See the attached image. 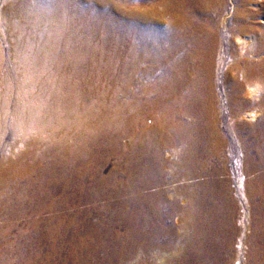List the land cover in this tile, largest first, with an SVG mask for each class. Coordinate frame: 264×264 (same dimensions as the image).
<instances>
[{"label":"bare ground","instance_id":"obj_1","mask_svg":"<svg viewBox=\"0 0 264 264\" xmlns=\"http://www.w3.org/2000/svg\"><path fill=\"white\" fill-rule=\"evenodd\" d=\"M244 252L264 264V0H0V264Z\"/></svg>","mask_w":264,"mask_h":264},{"label":"rangeland","instance_id":"obj_2","mask_svg":"<svg viewBox=\"0 0 264 264\" xmlns=\"http://www.w3.org/2000/svg\"><path fill=\"white\" fill-rule=\"evenodd\" d=\"M201 18H202V20H201ZM205 19V17H200V20L201 21H203ZM165 20H166V18H165ZM163 29V28H162ZM162 29L160 30V32H159V35L161 34V36H162ZM146 48H149L148 50H147V57L148 58H146V63L144 64V67H145V69H146V74H145V77H144V85H145V91L147 92L146 94H145V104H144V110H143V113H144V121H145V126H146V128H147V130H149V127L151 126L152 128H157L156 130H152L153 132H152V136L153 137H155V138H158V136L157 135H159V133H160V129L162 128V120L164 119V117H166V119H167V126H168V132L169 133H171V131H172V129H171V127H172V119H169V118H172V115H171V111H169L168 113H166V115H164L165 113H163L162 112V110H161V108H160V106H159V103H160V99H161V91H160V83L162 82V81H164L165 79L166 80H168V79H170V77H169V75H167L166 74V70L165 69H162V68H159V67H156L155 65H154V60L153 59H155L154 58V56H153V53H151V55H150V50H152V47L149 45V44H147V46H146ZM149 54V55H148ZM150 59V60H149ZM148 64V65H147ZM172 63L170 64V69L172 70ZM148 69H147V68ZM152 67H156V69L155 68H152ZM158 69V70H157ZM218 68V65H217V67H215V75H214V77H215V80H217V78H218V76L219 77H222L223 76V74H222V70L221 69H219ZM152 70V71H151ZM156 70V71H155ZM151 72V73H150ZM153 72V73H152ZM148 73V74H147ZM166 74V75H165ZM151 75V76H150ZM167 76V77H166ZM166 77V78H165ZM164 78V79H163ZM173 77H171V79H172ZM153 79V80H152ZM158 80V81H157ZM153 83V84H152ZM155 83V84H154ZM217 85V86H216ZM216 85H215V92H216V95H217V97L219 96V89L217 88L218 87V84H217V81H216ZM157 86V87H156ZM150 87V88H149ZM220 87L222 88V86L220 85ZM148 88V89H147ZM155 88V89H154ZM154 90V91H153ZM154 92V93H153ZM152 94V95H151ZM156 96H155V95ZM159 95V96H158ZM150 97V98H149ZM159 98V99H158ZM148 99V100H147ZM157 99V100H156ZM159 100V101H158ZM159 102V103H158ZM157 104V105H156ZM154 105H156L155 107H154ZM157 107H158V109H157ZM152 109H154V110H152ZM145 110H146V112H145ZM154 113H156V114H154ZM163 113V114H162ZM147 116V117H146ZM150 117V118H149ZM162 117V118H161ZM169 117V118H168ZM147 118V119H146ZM151 118H154V119H151ZM151 119V120H150ZM157 119V120H156ZM155 120H156V122H155ZM161 121V122H160ZM171 121V123H169V125H168V122H170ZM159 122H160V125H159ZM151 123V124H150ZM156 126H155V125ZM155 126V127H154ZM159 127V128H158ZM158 130V131H157ZM155 136H154V135ZM157 134V135H156ZM125 139V140H124ZM124 139H123V142L124 143H126V142H128V140H130V138L128 137H124ZM166 157V158H165ZM173 155H172V149L171 148H168V149H166L165 150V152L163 153V159H168V160H174L175 159V157H173ZM127 158V159H126ZM125 158V160H124V162L126 163V164H129V163H131V159H133L132 158V156H127ZM110 167V168H109ZM115 167V168H114ZM120 168V171L121 170H124L125 171V168H124V166L123 165H121L120 167L119 166H117L116 165V161L114 160V159H111V162L109 163V165H108V168L105 170V175H109V173L110 172H112V171H114L115 169H119ZM110 169V170H109ZM112 169V170H111ZM106 171H108V172H106ZM172 171V167L170 166V167H168L167 169H166V173L167 174H169L170 172ZM107 173V174H106ZM123 173V172H122ZM120 173V175L122 176V178H123V175H125V173ZM125 177H127V176H125ZM244 202H243V199L241 198L240 200H239V208H238V213H239V215L241 214H243L244 212H247L248 214H247V220H249L250 219V216H249V209L247 208V209H244L243 208V204ZM248 206V205H247ZM246 206V207H247ZM247 210V211H246ZM240 215V216H241ZM95 221V220H94ZM175 221H176V223H182V219H180L179 217H176L175 218ZM15 257V258H14ZM16 257H17V255L15 256V255H13L12 257H11V260L12 261H16ZM15 259V260H14ZM160 259H162V260H160ZM159 260L160 261H162L163 262V258H160ZM158 260V262H160ZM242 264H248L249 262H247L248 261V257L246 256V252H244V255L242 256ZM245 262H247V263H245ZM21 264H26V263H21ZM235 264H241V262H235ZM250 264V263H249ZM258 264H260V262H258Z\"/></svg>","mask_w":264,"mask_h":264}]
</instances>
